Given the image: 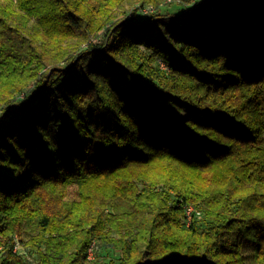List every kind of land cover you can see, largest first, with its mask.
Listing matches in <instances>:
<instances>
[{
  "label": "trees",
  "instance_id": "trees-1",
  "mask_svg": "<svg viewBox=\"0 0 264 264\" xmlns=\"http://www.w3.org/2000/svg\"><path fill=\"white\" fill-rule=\"evenodd\" d=\"M162 1L0 0V264H264V0Z\"/></svg>",
  "mask_w": 264,
  "mask_h": 264
},
{
  "label": "rangeland",
  "instance_id": "rangeland-1",
  "mask_svg": "<svg viewBox=\"0 0 264 264\" xmlns=\"http://www.w3.org/2000/svg\"><path fill=\"white\" fill-rule=\"evenodd\" d=\"M192 1L194 2L196 0H192ZM179 2H182L183 7L178 8L177 6L172 5L173 3H179ZM162 4H164L163 5L164 8L162 10V13H170V14H175V15L184 14L185 12L190 10L192 7V2H188L186 0L185 1L184 0H163ZM136 5L139 6V4H136ZM169 5H171V6H169ZM153 8H155L153 5H149V7L147 6V7L141 8V10L143 13H146V12L150 13V12L154 11ZM147 18L148 17L144 16V15H137L136 21L141 22V21L146 20ZM98 40H99V37L94 39L95 42H97ZM68 198L69 199H76L77 198L75 187L69 188ZM16 238H18V237L15 236V239ZM91 246H92V250H91L90 254H88V250H87L88 260H92L94 256H96L99 260H105V261H108L111 259H116L118 257L117 252L115 250H113V248L105 247V246H101V245H98L96 247L95 244H92ZM15 250L17 251L18 254H22L25 257L28 264H34L35 263L33 257L29 254V251L22 249L21 243H17ZM94 251H95V254H94Z\"/></svg>",
  "mask_w": 264,
  "mask_h": 264
},
{
  "label": "built area",
  "instance_id": "built-area-1",
  "mask_svg": "<svg viewBox=\"0 0 264 264\" xmlns=\"http://www.w3.org/2000/svg\"><path fill=\"white\" fill-rule=\"evenodd\" d=\"M162 68H164L163 65H162ZM185 210H186L185 212H186V216H187V218L190 219V215H191L192 207H186ZM198 214H199V213L196 212V215H198ZM91 250H92V246L88 249V254L91 253Z\"/></svg>",
  "mask_w": 264,
  "mask_h": 264
}]
</instances>
